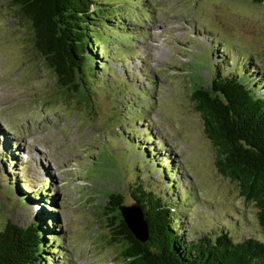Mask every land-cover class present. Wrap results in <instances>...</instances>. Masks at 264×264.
Returning <instances> with one entry per match:
<instances>
[{
    "label": "rangeland",
    "instance_id": "374dc122",
    "mask_svg": "<svg viewBox=\"0 0 264 264\" xmlns=\"http://www.w3.org/2000/svg\"><path fill=\"white\" fill-rule=\"evenodd\" d=\"M124 2L134 8L124 15L142 22L131 21L126 28L132 33L124 47L131 51L125 61L123 57L108 61L112 68L108 77L112 81L119 76L130 84V91L111 99L112 92L105 88L112 83L104 80L93 85L99 92L85 108L51 100L55 81L33 50L29 22L17 14L16 5L0 0V223L9 217L24 225L32 217L50 227L47 240L57 247L54 253L46 252L49 258L53 255L50 264H125L121 246L109 242L102 206L110 192H123L126 202H133L127 190L133 176L124 163L123 168L117 166L105 152L112 150L108 135L123 113L134 118L141 112L144 116L138 120L127 117L125 126L137 131L136 142L156 150L158 162L173 165L169 170L181 179L180 190L169 186L170 180L160 174L164 169L151 157L132 151L130 171L138 182L153 175L162 185L161 192L181 209L182 236L193 240L202 232L225 230L236 240L254 235L264 241L255 206L244 201L238 184L217 169V152L191 98L196 85L208 84L209 70L215 74L222 59H229L225 67L252 62L264 79V5L247 0ZM221 42L225 56L217 47ZM103 46L110 48L96 45L99 57ZM114 105L118 114L122 109L120 118L114 115ZM124 141L113 145L122 146ZM11 182H19L29 197L37 199L23 205L20 188L11 194L14 199H8ZM154 182V189L161 190ZM41 188L42 196H33Z\"/></svg>",
    "mask_w": 264,
    "mask_h": 264
},
{
    "label": "trees",
    "instance_id": "16d2710c",
    "mask_svg": "<svg viewBox=\"0 0 264 264\" xmlns=\"http://www.w3.org/2000/svg\"><path fill=\"white\" fill-rule=\"evenodd\" d=\"M8 1L17 6V14L30 24L33 50L43 60V65L55 81L56 92L50 97L55 103H75L80 107H91L93 94L99 92L93 85L97 86L104 80L112 83L105 88L112 92L109 94L111 99L115 95L121 98L123 93L130 91V84L119 76H114L112 81L108 77L112 70L108 61L118 60L119 57H123L122 61H125L131 51L124 47V39H128L132 32L127 34L125 30L131 21L142 22L139 17L124 15L132 8L131 4L130 8L124 0ZM247 2L264 5V0ZM112 20H116V23L111 24ZM101 43L110 45L111 49L101 47L103 56L99 57L96 45ZM214 45L216 48V44ZM219 46L221 56L227 55L223 51L224 44L218 43L217 47ZM228 60L222 59V66L215 74L209 70L211 74L208 76V84L196 85L191 98L202 116L204 131L217 152V169L238 184L244 201L253 203L258 227L264 232V90H260L261 87L264 88V79L261 77L263 74L255 72L260 68L253 67L252 62L244 63L242 67L240 62L236 67H225L223 64L227 65ZM127 74L132 76L130 72ZM115 108L116 105L114 115L120 118L122 109L118 114ZM123 114L124 117L119 119V124L113 125L108 135V139L112 141V150L106 151L105 157L122 168L124 163V168L132 174L133 181H129L127 190L130 197L143 207L149 227V240L144 243L137 240L118 209L120 204L126 203L125 194L120 191L108 194V200L102 206L104 223L110 228L109 242L121 246L120 256L125 264H264V241L254 235L236 240L224 230L219 233L202 232L193 240L182 236L181 209L172 204L174 201L166 193L161 192L164 189L161 184L154 182L151 178L153 175L142 182L136 181L130 171L129 157L134 154L142 158L151 157L164 169L162 173L158 172L164 179L170 180L169 186L172 184L176 189L181 184V179L177 178L176 171L169 170L173 167L170 162L166 164L155 159V149L146 147V143L141 140L135 141L137 131L132 126H125L127 117L132 121L144 115L140 112L130 118V115ZM117 126H121V130L116 129ZM125 127H128L126 133L123 132ZM145 130L150 128L146 127ZM149 136L152 137V134ZM123 139L124 145H113L114 141ZM146 139L148 138L145 137ZM165 161H169V157ZM150 166L153 167L152 161ZM173 174L172 179L170 175ZM153 182L161 190L154 189ZM11 183L8 199H14L11 194L17 188L21 189L19 182ZM30 189L34 190V187ZM42 193L41 188L33 196L41 197ZM35 198L24 192L19 200L26 205ZM180 200L181 198H176L175 201ZM192 202L190 198V203ZM184 212L187 214L185 207ZM48 229L50 227L45 223L42 226L37 218L31 217L26 224L21 225L7 217L0 223V264L52 263L53 255L50 254L49 258L46 252L54 253L57 247L47 240ZM55 239L56 237L52 238Z\"/></svg>",
    "mask_w": 264,
    "mask_h": 264
},
{
    "label": "water",
    "instance_id": "95a60500",
    "mask_svg": "<svg viewBox=\"0 0 264 264\" xmlns=\"http://www.w3.org/2000/svg\"><path fill=\"white\" fill-rule=\"evenodd\" d=\"M121 216L137 240L144 243L149 240V227L144 209L137 201L123 203L118 207Z\"/></svg>",
    "mask_w": 264,
    "mask_h": 264
}]
</instances>
